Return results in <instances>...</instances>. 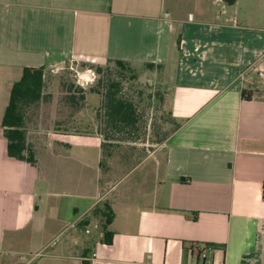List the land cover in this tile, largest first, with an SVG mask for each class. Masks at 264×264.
<instances>
[{
    "label": "crops",
    "instance_id": "1",
    "mask_svg": "<svg viewBox=\"0 0 264 264\" xmlns=\"http://www.w3.org/2000/svg\"><path fill=\"white\" fill-rule=\"evenodd\" d=\"M114 60L161 68L177 124L163 159L121 154L96 94L28 138L35 165L9 156L26 67L47 82ZM0 264H264V0H0Z\"/></svg>",
    "mask_w": 264,
    "mask_h": 264
},
{
    "label": "rangeland",
    "instance_id": "2",
    "mask_svg": "<svg viewBox=\"0 0 264 264\" xmlns=\"http://www.w3.org/2000/svg\"><path fill=\"white\" fill-rule=\"evenodd\" d=\"M256 7L260 11L262 6L256 4ZM75 65L72 66L70 63L62 69L48 74L49 78L44 90V94L48 98L44 100L42 107H40L41 111L43 110V115L46 116V121H39L38 116L30 117L27 123L30 142L35 140L37 132L42 128L41 126L49 125L53 118L57 117L56 114H59V120L70 121L73 118L75 120L78 117L83 118L77 115L81 113L82 108H73L66 104L69 102V96L74 94L77 98L83 94L85 105L88 94H96V101H93L96 111V127L97 130L102 132L104 130L105 132V125L101 119L103 114L102 93L106 92L111 84L120 82L121 95L135 103L138 109L139 121L136 124L137 129L132 131V134L126 132L110 133L113 144H118L117 142L122 144L121 154L135 155L138 158L157 156L163 159L166 140L177 124L169 113L167 100H165L166 91L160 83V80L163 79L161 68L152 72L147 66L132 65L129 69L122 70L119 73L116 65L112 63L104 66L101 73L93 69L96 72L94 81L82 85L77 78V73L82 71ZM81 90L85 93H81ZM78 100L80 101V99ZM29 114L32 115L31 112ZM71 128V125L64 127L59 124V127L56 126V129L60 130ZM116 151L114 150V152ZM115 155L117 156L118 153H115Z\"/></svg>",
    "mask_w": 264,
    "mask_h": 264
},
{
    "label": "trees",
    "instance_id": "3",
    "mask_svg": "<svg viewBox=\"0 0 264 264\" xmlns=\"http://www.w3.org/2000/svg\"><path fill=\"white\" fill-rule=\"evenodd\" d=\"M112 63L116 65L119 73L132 66L130 62L123 60H114L110 62V64ZM87 66H91L99 73L103 71V67L97 64L82 63L77 65L81 71L85 70ZM147 67L149 69L157 68L154 64H147ZM120 85V82H115L107 88L106 92L102 93L103 114L101 119L105 124L104 129L106 131L103 132L105 137H110V133L126 132L127 134H132V131L137 129L136 124L139 121L138 109L131 99L121 95ZM45 87V68L26 67L22 78L12 88L10 102L3 119L4 133L8 140L9 156L32 165L37 163V157L35 149L28 140L27 123L31 116H39L40 107H42L44 100L48 98L44 94ZM80 92L85 93L83 90ZM244 97L248 100L251 99V93H245ZM68 99L69 102L66 104L73 108H81V105L85 103L83 94L79 98L74 94L69 96ZM30 112L32 115L29 114ZM106 208V221L103 226L105 242L112 243L114 234L108 228L113 222L114 214L110 206L107 205ZM205 247L216 249L219 246L206 244Z\"/></svg>",
    "mask_w": 264,
    "mask_h": 264
},
{
    "label": "built area",
    "instance_id": "4",
    "mask_svg": "<svg viewBox=\"0 0 264 264\" xmlns=\"http://www.w3.org/2000/svg\"><path fill=\"white\" fill-rule=\"evenodd\" d=\"M71 65L72 66L74 65L73 61L71 62ZM85 75L87 76L86 79L83 78V76H85ZM95 77H96V72L93 69H88L84 72H78L77 73L78 82L82 85L84 83H89V82L94 81ZM192 249H193L194 253L197 254L199 257L205 258L206 253H207L209 248L204 247V246L202 247V246H200V244H194Z\"/></svg>",
    "mask_w": 264,
    "mask_h": 264
}]
</instances>
